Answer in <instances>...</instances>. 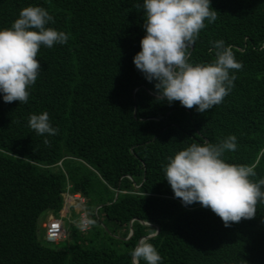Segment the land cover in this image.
Instances as JSON below:
<instances>
[{
	"label": "trees",
	"instance_id": "trees-1",
	"mask_svg": "<svg viewBox=\"0 0 264 264\" xmlns=\"http://www.w3.org/2000/svg\"><path fill=\"white\" fill-rule=\"evenodd\" d=\"M142 3L0 0V29L22 8L41 6L54 18L48 27L69 36L40 47L27 104L0 93V264H133L142 238L162 257L158 264H264V203L253 219L225 227L210 208L176 198L162 168L192 143L234 135L237 149L222 158L255 165L252 179L264 178V0H210L218 16L205 21L190 62L213 61L211 42L222 39L243 67L232 70L223 102L204 113L157 102V81L133 63L146 35L135 7ZM43 112L57 135L28 126L30 114ZM65 195L82 197L96 223L81 231L73 208L61 216ZM49 216L67 220L68 239L45 240Z\"/></svg>",
	"mask_w": 264,
	"mask_h": 264
},
{
	"label": "clouds",
	"instance_id": "clouds-1",
	"mask_svg": "<svg viewBox=\"0 0 264 264\" xmlns=\"http://www.w3.org/2000/svg\"><path fill=\"white\" fill-rule=\"evenodd\" d=\"M135 7L143 9L146 35L140 41L141 51L134 56L133 63L146 80L157 81L154 85L156 101L168 104L179 101L188 109L195 107L199 113L221 104L234 87L236 76L231 74L232 70L243 67L231 47L225 46L222 39L216 40L211 42L215 53L213 61L190 62L189 49L205 28V21L213 23L218 16L210 0H143ZM50 22L54 23V18L44 7L30 5L20 10L10 27L0 29V93L4 102L27 104L29 88L35 84L41 69L37 59L40 47L67 43L68 34L48 27ZM28 126L41 136H54L59 131L51 125L47 112L30 114ZM44 143L50 145L47 139ZM236 149L234 135L216 144L192 143L169 156L167 164L162 165L176 198L185 206L199 202L210 208L225 227L242 219H253L257 203H264V178L252 179L257 175L255 165L229 164L222 158L226 151ZM71 196L83 208L84 199L79 195ZM64 207L61 216L66 215L73 204L67 210ZM82 208L79 216L81 213L87 216ZM47 223L44 224L45 240ZM95 223L93 219L84 218L81 226L86 229ZM63 224L62 220L64 237ZM130 254L133 264H140L141 259L147 264H158L162 260L147 238H142Z\"/></svg>",
	"mask_w": 264,
	"mask_h": 264
},
{
	"label": "built area",
	"instance_id": "built-area-1",
	"mask_svg": "<svg viewBox=\"0 0 264 264\" xmlns=\"http://www.w3.org/2000/svg\"><path fill=\"white\" fill-rule=\"evenodd\" d=\"M77 199L80 200L79 197H77ZM84 218H88V217L86 216V214L81 213L79 216V221H78V228L81 231H86L89 228V227L86 229L82 228L81 224ZM62 237H63V228H62L61 218L60 219H50L46 226V240L48 242H57Z\"/></svg>",
	"mask_w": 264,
	"mask_h": 264
},
{
	"label": "rangeland",
	"instance_id": "rangeland-1",
	"mask_svg": "<svg viewBox=\"0 0 264 264\" xmlns=\"http://www.w3.org/2000/svg\"><path fill=\"white\" fill-rule=\"evenodd\" d=\"M64 203H65V207H64V209H68L69 207H70V205L71 204H73V208L75 209H73L76 213H78L79 211H80V209L82 208V206H80V204L79 203H77V201L73 198V196H71V197H69V195H65V201H64ZM80 207V208H79ZM65 210V211H66ZM82 210H83V208H82ZM63 213H64V211L62 210L61 212H60V215H63ZM51 218V216H49V217H46L44 220H42V222L43 223H47V221L49 220ZM63 222H67V220L65 219V220H63ZM44 226V225H43ZM40 230V234H42V233H44V230L43 229H39ZM68 232L67 231H65V238H67L68 239ZM63 245V243H60L57 247H61Z\"/></svg>",
	"mask_w": 264,
	"mask_h": 264
},
{
	"label": "water",
	"instance_id": "water-1",
	"mask_svg": "<svg viewBox=\"0 0 264 264\" xmlns=\"http://www.w3.org/2000/svg\"><path fill=\"white\" fill-rule=\"evenodd\" d=\"M130 235H131V233H130Z\"/></svg>",
	"mask_w": 264,
	"mask_h": 264
}]
</instances>
